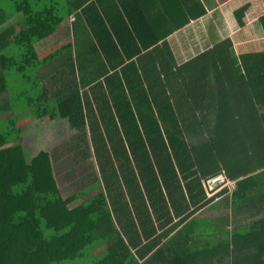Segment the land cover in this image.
<instances>
[{"label":"trees","instance_id":"1","mask_svg":"<svg viewBox=\"0 0 264 264\" xmlns=\"http://www.w3.org/2000/svg\"><path fill=\"white\" fill-rule=\"evenodd\" d=\"M90 1L0 0V27L17 17L0 31V94H10L0 104V264H264V51L217 62L224 84L204 110L185 111L189 124L148 94L146 72L124 76L100 55L98 75H79L71 60L43 82L49 55L37 43ZM12 72L28 109H17ZM46 116L75 133L28 158L21 128ZM195 118L203 127L193 142ZM63 152L80 185L66 198L56 176ZM222 173L234 190L209 196L204 180ZM221 200L230 211L198 216Z\"/></svg>","mask_w":264,"mask_h":264},{"label":"crops","instance_id":"2","mask_svg":"<svg viewBox=\"0 0 264 264\" xmlns=\"http://www.w3.org/2000/svg\"><path fill=\"white\" fill-rule=\"evenodd\" d=\"M90 2L93 6L84 15L74 11L57 31L37 43L38 54L49 55L43 66V82L56 71L72 68L71 60L79 75H98L96 61L100 55L109 68H116L124 76L146 72L152 86L144 83L148 94L156 98L158 106L170 102L187 122L190 119L185 118V111L204 110L213 102L211 97L222 83L216 76L219 72L212 68L217 62L228 58L240 61L241 54L264 51L260 23L264 0ZM240 9L243 12H238ZM227 40L231 45H222ZM77 53L82 62L91 61L89 69L78 71ZM154 63L163 66L153 71ZM212 78L219 80L212 82ZM181 85L186 86V92ZM83 92L89 93V86L82 88Z\"/></svg>","mask_w":264,"mask_h":264},{"label":"rangeland","instance_id":"3","mask_svg":"<svg viewBox=\"0 0 264 264\" xmlns=\"http://www.w3.org/2000/svg\"><path fill=\"white\" fill-rule=\"evenodd\" d=\"M237 14L239 15V13H237ZM16 19H17V17L14 18L13 20H10L12 22H6L4 25H2L0 27V31L3 30L4 27H7V25H10L11 23H13V21H15ZM212 64H214V62H212ZM210 70H211V68H210ZM16 76H18V75L14 72L10 73V75H9L10 90H12L13 93H16L15 102L17 105V109L18 110L25 109V108L28 109V107L25 105V103H26L25 97H27V96H24V94H21V91H20L21 86H23V82H21L19 80V78H18V80H16V78H15ZM208 77H209V81H210V78L212 77L211 72L208 74ZM217 80H219V78H212V82H215ZM221 84H223V83H221ZM25 85H26V87H30V84L29 83L27 84V82L25 83ZM181 87L183 88V91L186 92V89H187L186 86L181 85ZM172 89H173V87H172ZM32 93L33 94L36 93L35 87H34V90ZM180 93L181 92H177L176 95H179ZM9 100H10V94L8 92H4V93L0 94V104L7 102ZM16 105H15V107H16ZM199 113H200V111H196V115H199ZM0 117H2V116H0ZM20 118H23V117H20ZM199 119H201V117H199ZM199 119H198V121H196V118H195V122H191V125L189 127L190 129L186 130L188 136L191 137L193 142H196V140H199V138H200L198 135L195 134L196 133L195 129H198V126H195V125L200 126ZM200 127H203V126H200ZM21 130H23V131H21V136H23V138H21V141H23L25 149L29 153L28 158L35 155L41 149L49 150V151L54 153L55 152L54 150L56 147L63 145V143L65 141H68L72 137V135L75 133V130L70 127L68 120H66V119H64V120L63 119L52 120V119L48 118L47 116L23 126V128H21ZM199 132H200V130H199ZM59 155H60V158L56 162V168H57L56 176H57L60 188L62 189V193L64 195V198H66L68 196H71L73 193L77 192L80 185L78 184L77 177H75L76 173H74V172L72 173L70 171V168L72 165L71 157L68 154H66V152H63ZM82 164L76 165V170H77L78 174H80L83 171L82 169H80V167H83ZM232 182H234V181H232ZM215 185L216 184H212L211 188L215 189L213 191H218L219 188L215 187ZM225 187H228L230 191L234 190L233 184H228ZM208 195H209V193H208ZM81 200L82 199L77 200L76 202H74L72 204V206L76 205ZM223 200L220 201V205H219L218 209L209 210V209L204 208L199 212L198 216L199 217H204L207 215L217 216L220 213L230 211L229 207H227L225 205ZM221 202H223V204Z\"/></svg>","mask_w":264,"mask_h":264},{"label":"built area","instance_id":"4","mask_svg":"<svg viewBox=\"0 0 264 264\" xmlns=\"http://www.w3.org/2000/svg\"><path fill=\"white\" fill-rule=\"evenodd\" d=\"M212 184H216L215 187L219 188V190L213 191L215 189L211 188ZM228 184H233V186H235V182H232L226 179L223 174L212 176L204 180V186L206 188L207 193H209V196L215 195L216 193L221 191L223 188H225V186H227Z\"/></svg>","mask_w":264,"mask_h":264}]
</instances>
